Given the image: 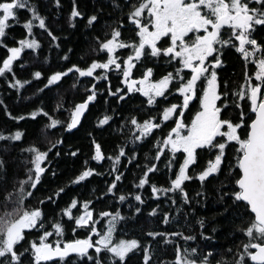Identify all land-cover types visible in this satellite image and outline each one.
Here are the masks:
<instances>
[{"label": "snow or ice", "instance_id": "snow-or-ice-1", "mask_svg": "<svg viewBox=\"0 0 264 264\" xmlns=\"http://www.w3.org/2000/svg\"><path fill=\"white\" fill-rule=\"evenodd\" d=\"M54 2L60 6V0ZM111 4L119 15L103 26L101 34L92 33L95 46L85 53H103L99 59L85 61L84 66L71 63L50 74L38 70L31 73L43 84L37 86L39 92L59 89L66 83L67 90L75 93L83 88L85 95L64 109L69 113L65 120L53 114L64 108L63 97L52 112L39 108L29 113L32 118L38 113L46 118L38 137L45 146L30 143L21 148L28 153L30 167L11 190L3 189L0 264H130V254L137 253L141 254L142 264H151L153 242L174 246V259L169 264H264V0H111ZM22 10L30 13L23 20ZM76 17L83 18V13L73 0L70 19ZM99 22L97 13L87 18L88 27L94 28ZM18 24L26 29V35L18 40L13 38L10 46L9 30ZM34 29L46 33L50 43L60 39L35 0H0V48L6 50L0 56V78L17 92L32 83L16 77V68L25 67L22 54L25 50H31L29 55L36 53L42 47ZM125 31H130L131 36H125ZM55 47L59 49L61 45L56 43ZM231 49L241 55L244 65L243 79L235 88L221 78L225 67L222 57ZM60 59L69 57L64 54ZM80 59L84 60V55ZM249 64L255 66L251 73ZM112 74L123 87L112 89ZM81 78L91 79L85 83ZM101 80L108 83L105 91L122 109L134 110L136 94L145 98L135 107L147 115L138 120L130 114L121 125V131L124 125L134 126V147L126 151V145H119L114 156H106L93 137L90 144L94 152L83 162L81 170L65 185H58L37 200V206H31L46 172L55 176L49 168V153L56 149L53 155L59 156L65 142L64 136H57L55 141L50 136L83 130L82 120L87 119L90 105L95 106L101 93L97 88ZM112 112L113 115L98 119L97 127L107 125L111 129L116 110ZM185 112L191 116L190 121L185 119ZM232 112L237 113V119L231 118ZM6 114L17 121L25 119L22 115L12 117L7 110ZM85 134L92 137L90 131ZM23 135L19 130L7 135L0 132V141L19 142ZM136 141L141 144L136 145ZM145 144L155 151L144 154L147 163L136 164L142 171L134 186L143 189L148 185L150 196L158 201L165 197L177 216H186L185 207L191 206L193 200L201 203L196 198L205 197L206 183L216 182L215 202L222 206L216 214L226 216L233 224L234 234L241 237L235 249H228L231 260H217L212 250L205 252L200 247L197 235L183 231L149 230L145 235L151 239L144 242L122 238L120 226L130 217L115 205L112 210L96 212V203L109 206L108 202L114 201L127 204L134 216L144 213L142 206L146 201L142 193L122 191V169L126 166L122 158L127 163L136 161L137 148ZM7 147L8 144L4 145L5 151ZM229 149L234 150L231 159ZM78 152L76 149L69 154L76 157ZM105 159L112 162L108 171L112 178L95 200L72 195L60 206L62 193L67 195L73 186H85L83 182L94 175H104L89 161L99 163ZM161 164L167 169L166 186H157L150 175L160 172ZM3 173L5 161L0 157V174ZM192 180L199 181L202 189L194 196L186 190V182ZM133 200L138 203L133 204ZM147 215L159 216L164 225L179 223L171 212L161 209L160 203ZM68 222L72 224L73 238L65 240ZM196 223L201 229L200 241L209 248L216 228L212 227L209 234L203 217L196 218ZM77 230H83L82 237L76 236ZM33 231L39 233L36 239H30ZM189 241L197 242L196 246L189 245Z\"/></svg>", "mask_w": 264, "mask_h": 264}, {"label": "trees", "instance_id": "trees-1", "mask_svg": "<svg viewBox=\"0 0 264 264\" xmlns=\"http://www.w3.org/2000/svg\"><path fill=\"white\" fill-rule=\"evenodd\" d=\"M39 5V9L42 15L48 18L49 26L51 27L53 33L60 37L56 42L50 43V38L42 30L34 29L37 33L36 39L39 40L42 47L36 53L28 54L31 50H25V54H22V59L26 62L23 69L16 68V77L19 79L31 80L30 85H26L24 89L17 92L16 89L10 88L7 83L0 78V132L4 134L14 133L15 131H21L23 135L22 141L11 142L10 144L6 141H0V157L5 161V173L0 174L4 176V179H0V211L3 210V189L7 188L11 190L13 184L17 179H23L26 169L30 167L27 163L28 153L22 152V147H27L30 143L41 144L38 139L40 131L43 124L46 122V118H42L41 114H37L35 118L29 116V113L36 111L39 108H43L46 111L52 112L56 107L57 102L63 97V105L60 111L54 112L53 114L61 120L68 118L69 113L64 109L70 108L72 102H79L85 95L83 88H78L75 93L67 90V84L65 83L63 87L59 89L53 88L52 91L44 89L43 92L37 90V86L43 87L41 80L35 79L31 73L34 71H41L42 73L50 74L52 70L60 69L71 63H77L84 66L85 61L90 62L92 59H99L103 53L100 54H89L90 47L95 46V42L91 39L93 32L96 34H101V30L105 24L112 23L114 19L119 15L113 10L111 0H75L77 10L83 13V18L76 17L70 19V13L73 8V0H60V6L57 7L54 0H35ZM97 13L99 16V23L94 27L87 26V18L93 14ZM30 13L21 12V17ZM75 24V27L71 25ZM129 27L126 25V28ZM11 35L8 39V43L12 46L13 38L16 40L23 38L26 35V29H23L22 24L15 25L9 30ZM125 36H131L130 31H125ZM59 43L61 47L57 49L55 44ZM18 46V45H16ZM68 49H71L69 52ZM5 49L0 48V56H3ZM67 54L69 59L62 60L60 56ZM84 55V60L80 57ZM47 58V59H46ZM225 61V67L222 72V79L228 81L229 87L235 88L239 86V83L243 79L244 65L241 55L235 51V49L227 50L222 57ZM254 65L249 64V72H253ZM99 71V70H98ZM135 71V70H134ZM160 69L157 68L156 75L159 74ZM87 83V80L91 78H81ZM111 87L114 90L116 87H123L119 82V78L115 74L110 75ZM108 87L106 81H99L97 83V88L101 89V93L97 97L95 106L90 105V113H86L87 119L82 120L84 125L83 130L75 132V134L67 135L64 133H57L56 135L50 136V139L55 141L57 136H64L65 142L60 146V155L55 156L53 153L56 149H53L49 153L50 164L49 168L55 172V176L51 174V171L46 172L42 178L41 184L38 185L39 191L36 192V199L31 201V206H37V200L42 198L45 194L50 193L52 190L56 189L58 185H65L66 182L77 174L83 165V162L87 160L94 152L93 146L90 144V140L94 137L97 142L102 145V151L106 156H114L116 151H118L119 145H126V151L134 147L131 141L132 132L135 131L134 126L124 125L121 131V125L125 118L130 114L135 115L137 119H142L147 115L146 112L139 110L136 105L140 104V101L145 99L139 94H136V99L134 101L133 108H120L115 102L114 97H110L105 89ZM107 101V103H105ZM122 103V102H121ZM147 108V105H144ZM116 110V114L113 116L115 123H112L111 129L107 125L97 127V121L103 118V115H113L112 110ZM11 113L12 117L24 116L23 120H15L6 114ZM231 118L233 120L237 119V113L232 112ZM185 119L190 121L191 116L188 112H185ZM130 129L132 131H130ZM55 131V130H53ZM86 131L92 133V137L87 136ZM243 131V130H242ZM150 139V138H149ZM46 143V142H45ZM8 144L7 150L5 151L4 145ZM140 141H136V145H140ZM41 146H45L41 144ZM79 149L76 157L71 156L69 153ZM155 149L150 148L147 144L142 145L137 148V159L132 163H127L125 158L122 161L125 163V167L122 169L124 171L122 191L126 193H136L140 192L143 195L146 203L142 206L144 208V213L139 216H134L133 211L130 210L127 204L118 205L114 201H109V206L104 203H96L95 210L99 212L101 209L112 210L111 206L115 205L119 207L122 214L130 217L120 226V232L123 234L122 238L126 239H138L141 242L149 240L151 238L146 237L145 233L149 230L152 231H183L185 234L197 235V241L200 247L206 252L212 250L215 254L217 260L223 258L225 261L232 259L231 253L228 252L229 248L235 249V247L240 242V234L233 231V224L230 222L226 216L217 215L216 213L221 209V205L216 203V182L206 183L203 191L206 193L205 197H197L201 203H196L193 200L191 206L185 207V215L177 216L174 207L170 205L169 201L161 196L160 200H156L154 197L150 196V189L148 185H145L143 189H136L135 184L138 183L137 177L141 174L142 169L136 167L139 163L143 165L148 161L144 160V154L148 153L151 155L154 153ZM229 158L231 159L234 155V150L229 149ZM163 160V157H161ZM112 162L105 159L101 162L89 161V165L96 168L98 172H103L104 175H94L88 178L87 181L83 182L85 186H73L68 194H61L62 200L58 201L60 206H64L68 201L69 196L75 195L78 198L93 199L95 200L102 190L106 188V182L112 177L108 175L109 167ZM161 171L151 175L153 182L157 186H166L167 176L165 172L167 169L160 165ZM211 179V178H209ZM187 191L190 196H194L197 191H201L200 183L197 180H192L186 182ZM93 189L96 190L95 194ZM171 195V194H170ZM133 204L138 202L132 201ZM160 203L161 209L172 213L173 217H177L179 223H170L169 225H164L160 222L159 216L149 217L147 212L150 211L152 207H156V204ZM55 207V206H53ZM51 211V209H49ZM159 211V210H158ZM203 217L205 219V231L211 234V228H216L215 239L210 242L209 248L204 247V242L200 241L198 233L201 231L200 226L196 223V218ZM102 224L106 221H101ZM100 227V225H97ZM72 224L68 222L66 225L64 239H72L73 234L71 231ZM39 233L33 231L30 239H36ZM77 237L83 236V230H77ZM160 238L158 237L157 240ZM181 245L184 242L179 241ZM197 242L189 241L188 244L196 246ZM91 251V250H90ZM151 264H169L170 261L174 259V246L166 245L162 243L153 242ZM130 264H142L141 254L131 255Z\"/></svg>", "mask_w": 264, "mask_h": 264}]
</instances>
